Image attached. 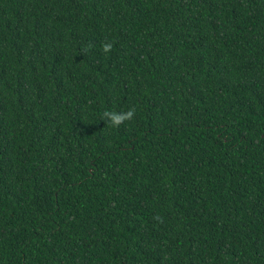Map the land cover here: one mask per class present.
<instances>
[{"label":"trees","instance_id":"trees-1","mask_svg":"<svg viewBox=\"0 0 264 264\" xmlns=\"http://www.w3.org/2000/svg\"><path fill=\"white\" fill-rule=\"evenodd\" d=\"M0 264H264V0H0Z\"/></svg>","mask_w":264,"mask_h":264},{"label":"clouds","instance_id":"clouds-1","mask_svg":"<svg viewBox=\"0 0 264 264\" xmlns=\"http://www.w3.org/2000/svg\"><path fill=\"white\" fill-rule=\"evenodd\" d=\"M113 48L112 43L103 44L104 52H109ZM136 114V108L131 107L129 110L125 112H115L111 110H107L102 115V120L106 121L107 125L113 128H119L126 121H131L134 119Z\"/></svg>","mask_w":264,"mask_h":264}]
</instances>
